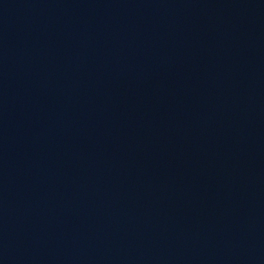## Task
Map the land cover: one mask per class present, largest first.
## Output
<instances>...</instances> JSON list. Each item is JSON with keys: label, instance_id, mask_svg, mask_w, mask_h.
I'll list each match as a JSON object with an SVG mask.
<instances>
[{"label": "water", "instance_id": "obj_1", "mask_svg": "<svg viewBox=\"0 0 264 264\" xmlns=\"http://www.w3.org/2000/svg\"><path fill=\"white\" fill-rule=\"evenodd\" d=\"M0 264H264V0H0Z\"/></svg>", "mask_w": 264, "mask_h": 264}]
</instances>
